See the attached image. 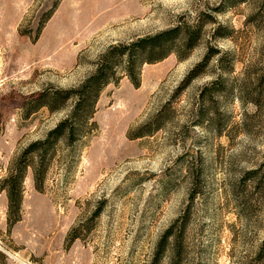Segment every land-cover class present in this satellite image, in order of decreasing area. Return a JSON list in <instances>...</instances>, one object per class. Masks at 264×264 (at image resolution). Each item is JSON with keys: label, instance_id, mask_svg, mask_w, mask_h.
Returning a JSON list of instances; mask_svg holds the SVG:
<instances>
[{"label": "rangeland", "instance_id": "1", "mask_svg": "<svg viewBox=\"0 0 264 264\" xmlns=\"http://www.w3.org/2000/svg\"><path fill=\"white\" fill-rule=\"evenodd\" d=\"M52 2L0 0V180L73 107L69 99L26 118L24 106L42 92L78 87L112 44L179 21L202 22L204 35L184 60L170 54L144 64L138 87L120 71L78 143L58 144L42 190L28 170L22 216L11 227L0 191V264L145 262L185 213V264H264V84L249 94L264 74V0L223 10V0H62L33 42L21 32L34 34ZM219 24L229 35L213 36ZM211 46L219 54L182 86ZM221 76L222 91L202 98ZM201 107L209 119L198 124ZM86 219L90 230L66 247L71 227Z\"/></svg>", "mask_w": 264, "mask_h": 264}, {"label": "trees", "instance_id": "2", "mask_svg": "<svg viewBox=\"0 0 264 264\" xmlns=\"http://www.w3.org/2000/svg\"><path fill=\"white\" fill-rule=\"evenodd\" d=\"M62 0H53L50 9L33 34L31 30L21 33L27 34L33 42H36L46 22L52 17ZM247 0H223L222 6H236ZM260 13H257V17ZM256 17V16H255ZM258 21V20H257ZM204 24H189L179 21L173 27L159 31L154 34L138 37L130 42L110 45L100 54L96 62L94 73L88 76L78 87L70 89H58L52 92L48 90L42 92L34 105L24 106L25 116L29 118L33 112L46 106L50 111H57L63 108L64 104L73 99L74 104L68 115L61 119L58 124L51 129L43 139L31 142L21 153L11 162L7 175L0 180V191L6 192L8 199V222L10 227L21 219L22 202L24 196V180L31 169L35 187L42 190L44 181L48 174L51 160L54 157L59 143L65 142L69 145H76L85 132L86 126L93 116L95 106L104 88L109 84L117 85L121 79L118 75L120 71L138 87L141 84V71L144 64L156 63L175 54L181 61L190 56L192 51L198 46L203 38ZM229 28L219 24L213 33L214 37L229 35ZM219 54L215 47H209L203 59L197 62L187 73L182 86H186L193 79L203 75L213 57ZM221 60V59H220ZM225 79L219 77L214 80L211 87H204L201 95L204 98L210 88V93L215 89L222 91L225 87ZM255 84L249 94L258 93L264 84V74L260 75L253 82ZM254 91V92H253ZM212 94L210 99L212 100ZM258 95V94H257ZM209 99V100H210ZM255 105H259L257 99L253 100ZM208 111L201 107L198 113V124L208 120ZM3 129L0 117V130ZM250 180L259 183L257 170L249 172ZM192 185L198 182L191 183ZM196 192L192 188L191 199H194ZM101 205L94 212L98 216ZM90 219H86L71 227L66 236V247L71 246L77 239L82 238L83 233L90 230ZM188 226V214L179 216L168 228H166L156 240L149 257L145 262L135 263L133 261L121 262V264H185V235Z\"/></svg>", "mask_w": 264, "mask_h": 264}]
</instances>
